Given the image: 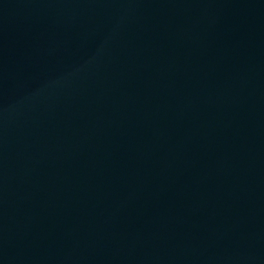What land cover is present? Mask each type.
Returning <instances> with one entry per match:
<instances>
[{
	"label": "water",
	"instance_id": "obj_1",
	"mask_svg": "<svg viewBox=\"0 0 264 264\" xmlns=\"http://www.w3.org/2000/svg\"><path fill=\"white\" fill-rule=\"evenodd\" d=\"M0 264H264V0H0Z\"/></svg>",
	"mask_w": 264,
	"mask_h": 264
}]
</instances>
